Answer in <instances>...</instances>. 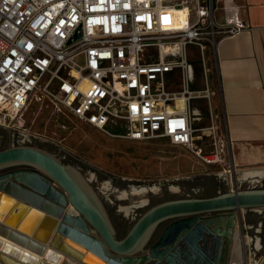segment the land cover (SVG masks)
Instances as JSON below:
<instances>
[{"label": "built area", "instance_id": "1", "mask_svg": "<svg viewBox=\"0 0 264 264\" xmlns=\"http://www.w3.org/2000/svg\"><path fill=\"white\" fill-rule=\"evenodd\" d=\"M216 1L0 0V126L18 130L41 91L59 113L111 135L163 138L205 164L224 162L211 59L248 25L238 10L218 20ZM195 99L206 100L208 125H196ZM217 133L205 152L198 141Z\"/></svg>", "mask_w": 264, "mask_h": 264}, {"label": "water", "instance_id": "2", "mask_svg": "<svg viewBox=\"0 0 264 264\" xmlns=\"http://www.w3.org/2000/svg\"><path fill=\"white\" fill-rule=\"evenodd\" d=\"M14 165L29 166L0 172V223H11L8 234H17L27 245L34 240L38 249L45 247L44 257L53 247L66 251L67 243L85 244L86 252L65 256L79 264H85L89 252L106 264H231L236 230L243 233L238 211L264 208V188L233 187L211 196L168 199L148 208L119 237L98 194L78 169L29 144L0 149V168ZM14 209L23 210L17 220L10 218ZM223 238L228 240L225 254ZM3 250L0 264L30 263ZM45 263L41 259L34 264Z\"/></svg>", "mask_w": 264, "mask_h": 264}, {"label": "rangeland", "instance_id": "3", "mask_svg": "<svg viewBox=\"0 0 264 264\" xmlns=\"http://www.w3.org/2000/svg\"><path fill=\"white\" fill-rule=\"evenodd\" d=\"M215 62L212 57V77L216 80ZM194 65L195 85H200L202 65L197 57ZM41 94V91H36L33 95L23 112L19 122L22 126L18 130L0 126V149L15 144L35 145L56 154L78 169L98 194L119 237H123L148 208L164 200L211 196L233 187L264 188V177L255 174L243 176L231 165L228 143L224 162L214 166L204 165L187 147L173 145L163 138L133 141L92 127L70 114L59 113L51 98L42 96L39 99ZM216 111L219 114L218 123L223 126L219 135L224 132L227 137L220 106ZM209 123L205 122L204 125ZM108 131L121 132L118 127H109ZM216 140L219 142L218 133L199 140L198 144L209 153L215 149ZM225 140L229 142L228 137ZM20 166L29 165L7 166L0 168V172ZM231 175L237 179L234 186ZM249 212L252 221H255L257 215L250 210ZM251 228L255 230L251 231L249 228L244 232L249 237V246L244 251L252 264H262L264 225L254 222ZM0 234L33 249L34 243L27 245L26 240L16 234H8L2 227ZM34 250L41 253V249ZM90 254H87L89 258ZM47 257L56 256L48 254ZM58 262L72 264L63 259Z\"/></svg>", "mask_w": 264, "mask_h": 264}, {"label": "crops", "instance_id": "4", "mask_svg": "<svg viewBox=\"0 0 264 264\" xmlns=\"http://www.w3.org/2000/svg\"><path fill=\"white\" fill-rule=\"evenodd\" d=\"M216 3L218 20H224L233 10H238V15L246 21L248 27L235 37L223 39L218 45L215 58L217 73L215 83L218 94L214 98V112L219 118L216 109L220 106L229 139L228 152L231 165H234L243 176L255 174L263 178L264 0H217ZM192 105L195 113L200 116L196 121L197 126L210 122L205 99H195ZM199 162L208 165L201 160ZM232 180L237 183L234 176L231 178V183ZM249 210L257 215L255 221H252ZM238 215L243 226V251L241 250L239 263L252 264L249 255L246 257L244 251L245 247L249 246V237L244 232L249 228L251 231L255 230L251 228L254 222L264 225V208H247L238 211ZM227 243V238H223V253L226 252ZM233 245L234 242L232 253Z\"/></svg>", "mask_w": 264, "mask_h": 264}, {"label": "bare ground", "instance_id": "5", "mask_svg": "<svg viewBox=\"0 0 264 264\" xmlns=\"http://www.w3.org/2000/svg\"><path fill=\"white\" fill-rule=\"evenodd\" d=\"M178 14H180V13H178ZM227 171H229V170L227 169ZM69 209L71 212L77 213V211L72 206H70ZM21 211L23 212L22 209H20L19 211L17 209H14L11 213L10 218L12 220L19 219V217L21 216L20 214L22 213ZM3 224H5L6 226H4ZM3 224L0 223V227L6 229L7 232L9 231V227H12V225H10L11 223L10 224L9 223H3ZM11 234H15V233H11ZM18 234H20V233H18ZM26 242H27V240H26ZM31 243H34V245L32 247L33 249H37L36 247L39 246L38 242H34V240ZM67 245H68V248H66V251L59 250V249L53 247V250L51 249L49 251V254H52L56 257L48 258V257H44V254L42 253V250H43V248L45 249V247L41 248V253H39V252H36L35 250L33 251V249H31V248H27L26 246L21 245L18 242L0 234V247L1 248L4 247V250H3L4 253H10L8 251H12V253L14 254L13 256L15 258H17L18 260H26V262L29 261L32 264H34L35 261H36V263H38L41 259H45V261H46L45 264H61L58 262L60 259L61 260L65 259L64 261H68L72 264H79V262H77V260H71L70 258H65V256L67 255L68 257L69 256L72 257V255H76L79 252H81V253L86 252L87 251L86 245L85 244L80 245L77 242H70V243H67ZM241 246L242 245H241V241L239 238V234L236 231L235 238H234V245H233V253H232L233 254L232 257H233L234 262L232 261L231 264H240L239 259H240L241 254H242L241 250H243ZM13 251H15V252H13ZM90 253H91L90 258H89V256H87L86 258H84L82 260V263H85V264H106L105 259H103L99 255H97V253H94V252H90Z\"/></svg>", "mask_w": 264, "mask_h": 264}, {"label": "flooded vegetation", "instance_id": "6", "mask_svg": "<svg viewBox=\"0 0 264 264\" xmlns=\"http://www.w3.org/2000/svg\"><path fill=\"white\" fill-rule=\"evenodd\" d=\"M237 231V230H236ZM238 232V231H237ZM157 234V233H156ZM236 234V233H235ZM239 234V233H238ZM235 238V236H234ZM239 238H240V241H241V245H242V249H243V237H242V234L240 235L239 234ZM243 251V250H242Z\"/></svg>", "mask_w": 264, "mask_h": 264}]
</instances>
